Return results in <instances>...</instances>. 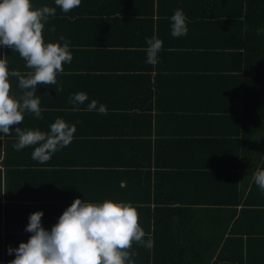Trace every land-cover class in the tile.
I'll use <instances>...</instances> for the list:
<instances>
[{
	"label": "crops",
	"instance_id": "0c3cea01",
	"mask_svg": "<svg viewBox=\"0 0 264 264\" xmlns=\"http://www.w3.org/2000/svg\"><path fill=\"white\" fill-rule=\"evenodd\" d=\"M32 3L36 8L56 7L42 35L45 42L61 36L70 40L73 59L63 65L57 84L37 85L42 118L27 113L20 127L48 131L62 118L76 132L45 163L32 159L34 147L13 148L15 131L0 139V264H8L6 245L18 247L31 235L24 231L30 213L43 210V226L50 229L75 198L160 205L158 191L167 177L181 178L179 171L191 175L184 185L196 203L212 198L215 174L223 177L215 188L216 200L228 207L223 214H208L205 230L213 220L223 222L225 215L230 219V211L236 210L232 221L239 224L225 236H260L255 252L264 257V191L254 181V173L264 169V128L252 140L246 138L245 70L228 53L241 42L235 29L226 30L225 25L221 31L220 24L208 23L212 0H82L68 13L54 0ZM176 9L188 18L186 36L170 35ZM153 35L163 41L155 66L145 63L146 38ZM0 50L8 56L10 70L22 76L32 71L17 51L6 46ZM10 89L22 94L17 77H10ZM78 92H86L89 99L74 111L69 96ZM93 99L107 107L106 115L85 110ZM116 140L128 144L116 145ZM131 142L137 143L136 157ZM143 230L152 237V230ZM141 249L148 254V248L141 245L137 251ZM9 257L14 259V254Z\"/></svg>",
	"mask_w": 264,
	"mask_h": 264
},
{
	"label": "clouds",
	"instance_id": "9594fccd",
	"mask_svg": "<svg viewBox=\"0 0 264 264\" xmlns=\"http://www.w3.org/2000/svg\"><path fill=\"white\" fill-rule=\"evenodd\" d=\"M82 0H54L64 13L79 7ZM56 7L47 5L36 8L32 0H0V47L15 50L25 61V67L32 71L27 76L9 69L7 55H0V139L17 134L13 148L17 151L34 147L33 160L45 163L52 155L67 147L74 139L76 126L57 118L48 131L39 128L20 127L24 115L34 114L42 118L37 85H55L57 76L63 72V65L71 63L73 56L70 40L61 36L57 42H45L42 31L48 18L55 15ZM188 18L183 9H176L170 17V35L182 37L188 34ZM264 36V28L257 29ZM63 41V43H60ZM145 63L155 66L163 41L156 35L146 38ZM10 77L18 78V87L23 90L17 96L10 89ZM86 92L69 96L73 110L88 101ZM89 112L107 114V107L91 100L86 104ZM11 125H16L11 129ZM254 181L264 191V169L254 173ZM139 204L123 200L104 199L88 201L75 198L58 217L57 222L43 226V210L29 214L24 231L31 233L27 241L18 247H7L8 255L14 254L8 264H136L137 253L133 242L151 249L152 240L144 239L146 233L138 223Z\"/></svg>",
	"mask_w": 264,
	"mask_h": 264
},
{
	"label": "trees",
	"instance_id": "16d2710c",
	"mask_svg": "<svg viewBox=\"0 0 264 264\" xmlns=\"http://www.w3.org/2000/svg\"><path fill=\"white\" fill-rule=\"evenodd\" d=\"M212 7L213 14L208 19V23L220 24L221 31L226 27V30L233 28L235 34H239L241 45L237 48H229L228 53L234 54L240 62L239 69L245 70L246 105L243 122L246 138L252 140L254 132L264 128V36L257 34V29L264 28V0H212ZM116 141L114 142L116 145L128 144L127 140ZM134 144L131 142L133 156L137 153L135 151L137 143ZM138 165L137 163L136 166ZM139 171L138 169V173ZM179 173L181 178L171 175L165 179L162 190L158 191L163 197L160 205L148 202L139 204L141 207L137 209L138 223L148 231L147 233L152 230V237L146 234L144 239L153 240V249L151 248L152 251L149 253L148 248V254L143 252V249L137 251L141 245L133 242L130 251L134 250L137 253L133 257L136 264H264V257L258 253L260 236H257L258 238L250 236L246 240L234 235L225 236L227 231H236L235 226L239 224L238 220L232 221L236 210H229L230 219L225 215L223 222L213 220L212 228L207 227V230L204 228L208 214H223V209L228 207L223 206L227 205V202L216 200L220 197L215 188L224 181L223 177L215 174L213 184L211 183L212 198L196 203L198 200H191L193 196L189 195L191 192L184 185L189 178H192L191 175L186 174L185 171ZM121 176L126 186H130L129 179L123 174ZM133 176L139 178L138 174ZM224 189L222 188L221 191ZM127 190L129 189L125 187L123 192L127 193ZM2 216L0 204V260L3 245ZM217 228L224 230V234L220 235ZM6 230L9 231L7 227ZM209 230L210 234L206 232ZM9 235L5 237L7 244L12 237ZM7 246L5 260L9 262L11 258L7 253ZM256 246H258L257 252H255Z\"/></svg>",
	"mask_w": 264,
	"mask_h": 264
}]
</instances>
